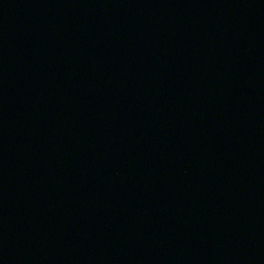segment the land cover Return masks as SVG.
<instances>
[{"label": "water", "instance_id": "obj_1", "mask_svg": "<svg viewBox=\"0 0 264 264\" xmlns=\"http://www.w3.org/2000/svg\"><path fill=\"white\" fill-rule=\"evenodd\" d=\"M0 264H264V0H0Z\"/></svg>", "mask_w": 264, "mask_h": 264}]
</instances>
